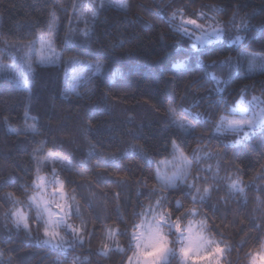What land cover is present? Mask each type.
<instances>
[{
	"label": "trees",
	"instance_id": "obj_1",
	"mask_svg": "<svg viewBox=\"0 0 264 264\" xmlns=\"http://www.w3.org/2000/svg\"><path fill=\"white\" fill-rule=\"evenodd\" d=\"M186 19H213L223 38L195 44ZM48 35L60 63L35 59ZM252 55L264 57V0H0V264H126L133 231L163 207L205 234L207 222L223 264H251L264 241V123L242 138L218 127L240 98H264ZM176 147L190 170L163 186L158 166ZM43 179L67 194L83 242L41 232ZM105 224L119 225L121 247L107 255ZM167 232L173 250L156 264H183Z\"/></svg>",
	"mask_w": 264,
	"mask_h": 264
},
{
	"label": "rangeland",
	"instance_id": "obj_2",
	"mask_svg": "<svg viewBox=\"0 0 264 264\" xmlns=\"http://www.w3.org/2000/svg\"><path fill=\"white\" fill-rule=\"evenodd\" d=\"M208 23L207 25L193 19L183 20V24L186 26L185 31L194 36L195 44L211 43L214 40L223 38L220 24L215 23L213 19ZM234 41H238V39L236 38ZM34 52L36 53V61L40 60L42 63H60L64 58L61 52L56 50L51 35H48L46 39L39 40L34 46ZM251 60H259L261 62L259 66L264 68L263 56L252 55ZM96 70H99V68H96ZM72 85V89L75 90V82ZM220 122L218 127L220 131H226L227 129L241 131L240 138L249 135L255 126L264 123V98L262 96H253L248 99L240 98L237 104L230 109V114H226ZM158 169V180H160V183L163 186H175L185 181V177L190 170V160L185 153L176 147L173 158L163 160L159 164ZM53 178H48V181L53 182L57 179V177ZM57 183L59 184L58 181ZM39 185L41 190L36 193L34 202L40 208V212L46 217V220L50 219L54 226L49 229L51 234H46L48 242L68 246L71 243V239L81 241L74 231L76 224L71 220L73 207L64 190L58 189L60 184L56 187L57 190H53V192L49 189L50 185L46 184L44 179ZM157 213L154 210V215L151 216L147 212L133 231L132 235L136 247L128 257L126 264H156L166 261L169 257L168 255L173 250L172 237L168 232L165 233L163 231L164 227L162 224L158 225L156 223ZM69 224L73 225V228H69ZM56 225L63 226L66 232L60 230V228H55ZM84 230L85 227L82 233L85 237ZM173 230L177 234L175 240L182 241L178 251L183 258V264H223L222 260L215 258L219 254L218 248L210 242V238L206 236L200 222L192 220L187 225H177ZM61 235H64L66 239L62 241L60 239ZM110 236L111 230L108 231L107 238L104 240L109 248H121L117 240L118 236L115 235L109 239ZM216 244L223 246L217 240ZM250 263L264 264V251H256L251 257Z\"/></svg>",
	"mask_w": 264,
	"mask_h": 264
},
{
	"label": "clouds",
	"instance_id": "obj_3",
	"mask_svg": "<svg viewBox=\"0 0 264 264\" xmlns=\"http://www.w3.org/2000/svg\"><path fill=\"white\" fill-rule=\"evenodd\" d=\"M10 197L14 196L13 193H9L8 194ZM18 199V198H17ZM14 216H19L20 220L23 221V227L26 231L29 230V224L27 222L26 216L27 213L22 212L20 209H15L13 212ZM37 219H41L40 214L37 213ZM156 223L158 225L162 224L165 227L163 228V231L165 233H167L168 231V227H172L173 229L176 228L177 225H183V218L182 215L177 214L175 216H173L172 214V210L168 207H163L160 209V211L157 213L156 215ZM53 223L52 221L49 220H44L43 221V227L41 228V232L45 233V234H51L49 232L50 228H53ZM59 225H56L55 228H59ZM69 228H73V225L69 224L68 225ZM105 229H111V236L109 237V239H111L112 237H114L118 232H119V225H111V224H105L104 225ZM204 228L206 231V235L210 238V242L214 245L217 246L219 254L215 257L217 260H222L223 256L225 254L226 251V247L225 246H220L216 244V238L214 235H212L210 232H207L208 229V225L207 222H204ZM83 229H84V225L83 224H78L76 225L74 231L76 233L77 236L80 237L81 242H83L84 236H83ZM60 239L63 241L64 239H66V237L64 235L60 236ZM97 250L98 251H102V254L107 255L108 251L110 250L109 246L107 245L106 242L101 241L98 246H97ZM259 250L260 251H264V241H261V244L259 245ZM257 251V249H251L250 252H252L253 254ZM79 258V257H77ZM85 260H88L89 258L87 256L84 257Z\"/></svg>",
	"mask_w": 264,
	"mask_h": 264
}]
</instances>
